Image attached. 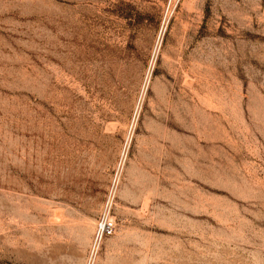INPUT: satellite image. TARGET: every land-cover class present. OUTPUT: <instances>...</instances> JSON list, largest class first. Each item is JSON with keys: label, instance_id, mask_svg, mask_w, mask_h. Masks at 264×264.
Returning a JSON list of instances; mask_svg holds the SVG:
<instances>
[{"label": "rangeland", "instance_id": "rangeland-1", "mask_svg": "<svg viewBox=\"0 0 264 264\" xmlns=\"http://www.w3.org/2000/svg\"><path fill=\"white\" fill-rule=\"evenodd\" d=\"M0 264H264V0H0Z\"/></svg>", "mask_w": 264, "mask_h": 264}, {"label": "built area", "instance_id": "built-area-1", "mask_svg": "<svg viewBox=\"0 0 264 264\" xmlns=\"http://www.w3.org/2000/svg\"><path fill=\"white\" fill-rule=\"evenodd\" d=\"M113 224V220L109 216V209L106 206L103 212L101 213L99 221L97 223L94 246L95 244L99 243L104 236L110 235L112 233L114 228Z\"/></svg>", "mask_w": 264, "mask_h": 264}]
</instances>
